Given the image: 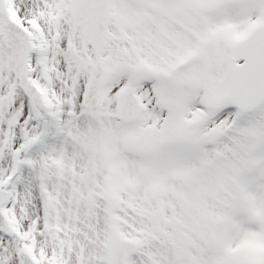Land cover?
<instances>
[{
    "label": "snow or ice",
    "instance_id": "6c2138e0",
    "mask_svg": "<svg viewBox=\"0 0 264 264\" xmlns=\"http://www.w3.org/2000/svg\"><path fill=\"white\" fill-rule=\"evenodd\" d=\"M0 264H264V0H0Z\"/></svg>",
    "mask_w": 264,
    "mask_h": 264
}]
</instances>
